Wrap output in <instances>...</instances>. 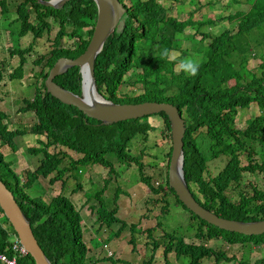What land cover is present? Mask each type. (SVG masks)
<instances>
[{
    "label": "trees",
    "instance_id": "16d2710c",
    "mask_svg": "<svg viewBox=\"0 0 264 264\" xmlns=\"http://www.w3.org/2000/svg\"><path fill=\"white\" fill-rule=\"evenodd\" d=\"M127 1L131 6L126 4ZM237 1L238 4L245 3L247 7V10H239L227 17L229 23L237 25V32L232 33L226 29L215 37L210 33L203 34L201 43L205 45L207 40L211 42L197 51L202 53L204 50V61L200 63L198 75L189 77L177 70L176 61L161 59L160 52L165 48L175 51L178 48L177 40L185 29L214 25L216 19L198 21L191 15L180 21L170 14L177 0H120L127 13L123 17V23L107 39L97 55L94 78L98 92L116 104L157 102L175 106L186 120L184 172L189 188L198 202L225 219L256 222L264 220V190L260 189L256 181H248L246 175L264 176V114L248 120L245 129L236 127V118L240 109L249 110L253 105L259 112H264V0ZM10 5L16 8L18 15L16 24L19 27L14 29V33L21 38H28L32 34L33 42L31 47L22 49L20 45H16L9 48L8 55L1 54L6 55L7 59L0 64V83L7 77L8 60H14L13 66L16 68L11 75L9 73L10 81H22L24 67L36 42L51 36L54 27L58 31L56 29L53 37V50L48 56H41L34 62L35 66L42 67V84H34V99H25L24 105L18 110L19 114L32 117L31 136H34L36 147H30L29 152L42 157L40 165L35 171L26 170L21 175L13 169L12 164L7 163L0 149V179L16 197L52 264H97L108 261L117 264L108 256L87 263L90 248L83 238V216L71 200L58 196L47 205L42 198H31L26 191L54 175L49 186L54 188L60 182L65 186L66 175L83 166L98 165L114 173L113 165L106 158L111 153L116 154L120 163L137 167L140 180L152 193L170 194L189 211L170 187L168 177L166 190L160 185L155 188L145 176L144 150L135 157L128 152L129 145L137 138L148 141V134L153 130L149 123L152 116L163 120L164 137L171 138L169 120L164 113H159L102 125L99 121L88 118L78 108L62 103L47 91L45 82L56 62L60 58L76 59L89 46L94 28L90 40L84 39L82 33L89 29V22L96 19L97 8L93 0H71L61 9L47 7L39 3V0H0V16L9 14ZM212 6L213 3L209 2L206 9ZM69 28H72L71 33L68 32ZM65 37L74 41L69 48L62 46ZM251 60L259 62L254 70L249 69ZM55 82L82 96L83 78L79 67L70 69ZM128 83L134 89L141 85L143 93L120 97L119 92ZM2 102L0 94V103ZM13 122L14 118L0 106V144L18 151L14 141L22 134L25 136L26 131L12 129ZM202 131L210 140L208 155L199 140ZM256 146L261 147L263 161L255 158L258 155ZM171 149L167 154L168 159ZM68 152L78 155L80 159L74 160ZM67 158L70 159V165L64 167ZM218 160L219 166L212 165ZM168 166L169 163L167 168ZM211 166H217L212 173ZM108 185L105 183L104 188H94V192L85 193L86 198L92 197L97 201L98 207L95 210L100 228L120 223L116 212L108 209L102 197ZM242 187L249 192L239 191L238 201L228 196L230 188L240 190ZM79 189L81 190V186ZM169 208L170 204L168 208H162V216L166 215ZM189 212L194 220L200 222L196 235L198 241L223 239L230 245L247 246L253 243L264 246V235L245 236L221 230L192 211ZM0 215L4 218L0 220V256L8 259L17 257L18 264H36L31 255L22 256L14 249L11 234L4 226L9 224V220L1 208ZM161 224L159 222L156 227ZM156 227L147 230L149 237H152L151 232ZM11 229L17 233L12 225ZM132 230L136 232V227L132 226ZM165 240L163 245L166 264H171L167 258L171 253H175L178 258L191 257L189 264H203L205 259L213 257L219 264L235 260L204 244L188 243L182 235L165 233ZM153 245L158 248L160 243L153 241ZM151 263L152 260H148L143 264ZM0 264L4 262L0 261ZM254 264H264V259Z\"/></svg>",
    "mask_w": 264,
    "mask_h": 264
},
{
    "label": "rangeland",
    "instance_id": "374dc122",
    "mask_svg": "<svg viewBox=\"0 0 264 264\" xmlns=\"http://www.w3.org/2000/svg\"><path fill=\"white\" fill-rule=\"evenodd\" d=\"M177 1L170 14L177 17L180 21L187 19L191 15L198 21H206L210 18L216 19L214 25L211 24L201 29H198L200 27L197 26L185 29L177 40L178 48L174 52L180 54L179 59L191 57L199 63L204 61L203 56L205 54H203L204 50L201 51L202 53L197 51L211 42V40H207L205 45L201 43L203 34L210 33L215 37L226 29H229L232 33L237 32V25L231 22L229 23L227 17L235 14L239 10H247L245 3L238 4L237 0ZM209 2L213 3V6L210 9H206V4ZM126 4L131 6L129 1ZM166 5L169 6L170 4ZM9 10L8 15L0 16V64L7 59L6 55L1 54L8 55L9 48L20 45L24 49L31 47V42H33L32 34L28 38H21L14 33V29H18L19 27L16 24L18 20L17 10L13 5H10ZM95 22V20L90 21L89 29L83 30L82 37L84 39L90 40L93 28L95 30ZM54 29L51 36H46L36 42L32 50V55L29 56V61L24 67L22 81H10L9 73L11 75L16 68L13 66L14 60H8L6 63L7 77L0 83V94H2L3 99L0 106L6 114L14 118L11 128L26 131L25 136H19L16 139L18 151H13L0 144L1 151L8 163L12 164L13 169L21 175L26 170L35 171L39 167L42 157L30 154L29 148L36 147L34 136H31L32 132L30 130L32 127V117L30 115L19 114L18 110L24 105L25 99L34 98V84H42V67L35 66L34 62L39 60L41 56H48L53 50V37L56 29L58 31V28L54 27ZM68 32L71 33L72 28H69ZM73 42L65 37L62 41V46L69 48L71 44L73 45ZM176 62L178 63V60ZM258 65L259 62L251 60L249 69L254 70ZM142 93L143 89L141 85L137 89H134L128 83L123 86L119 95L120 97H124L126 94L134 96ZM260 114L262 116L264 112H259V109L254 105L249 110L240 109L236 118V127L245 129L248 125L247 121ZM149 123L153 127V130L148 134V141L145 142L139 137L129 145L128 150L133 157L141 155V150H144L145 155L143 161L145 165V176L150 179L155 188L158 185L166 188L167 164L169 163L167 154L169 149L172 148L171 138L164 137L163 120L160 117H150ZM199 140L205 154L208 155L211 144L203 131L200 132ZM256 148L258 155H255V158L263 161L261 147L256 146ZM68 153L74 160L80 159L78 155ZM106 158L114 166L115 173H109L108 169L98 165L83 166L73 171L72 174L66 175L67 177L64 179L65 186L60 182L54 188H51L49 182L55 177L54 175L49 180L36 184L32 190L26 191L31 198H42L43 203L47 205L58 196L66 197L73 202L76 210H79L83 216V238L90 248L86 259L87 263L108 256L112 257V260H115L117 264H143L148 260H152L151 264H166L163 245L166 242L165 233L182 235L188 243L197 242L198 245L204 244L207 247L213 248L217 253L223 252L228 258H235L232 262L222 261L220 264H254L263 261L264 246H257L253 243L247 246L243 244L230 245L223 239H214L210 242L196 240L200 222L194 220L192 213L184 209L174 196L170 194L165 195L163 192L152 193L140 180L137 167L120 163L117 157L111 153L107 154ZM244 164H246L245 161ZM69 165L70 159L67 158L64 167H69ZM212 165L219 166V160L215 161ZM217 166H211L210 172L212 173V170L216 169ZM218 168L221 169L222 167ZM246 177L248 181H256L260 189L264 190L263 175H256L254 177L248 173ZM105 183L109 185L105 195H102V197H104L108 209L116 212V217L120 219V223H115L112 227L100 228L95 210L98 207L97 201L92 197L86 198L85 193L90 194L96 188L102 189ZM91 185L93 186L91 187ZM80 186L81 190L79 189ZM239 191L249 192L245 187L240 188V190L230 188L228 196L234 201H238ZM169 204V211L165 216H162V208H168ZM0 220L2 221L4 218L0 217ZM159 222L162 224L156 227ZM124 224L125 227L123 226ZM132 226L136 227V232L132 230ZM152 227L156 228L151 232L152 237H149L147 230ZM153 241L160 243V246L156 248L153 245ZM109 252L113 256H110L111 254ZM167 258L171 264L191 263V257L178 258L175 253L169 254ZM97 264H114V262L108 261ZM203 264L219 263L213 257L212 259H205Z\"/></svg>",
    "mask_w": 264,
    "mask_h": 264
},
{
    "label": "water",
    "instance_id": "95a60500",
    "mask_svg": "<svg viewBox=\"0 0 264 264\" xmlns=\"http://www.w3.org/2000/svg\"><path fill=\"white\" fill-rule=\"evenodd\" d=\"M71 0H39V3L61 9ZM96 3L97 15L95 30L86 51L76 59L60 58L50 70L46 80L47 91L62 103L78 108L88 118L99 121L102 125H112L128 120H136L159 113H164L170 123L172 150L169 161V183L179 200L208 224L221 230L239 233L245 236L264 235V220L256 222H239L225 219L205 208L194 196L185 178L184 172V138L187 131L186 120L178 109L169 103L145 102L140 104H116L98 92L94 78V64L107 39L123 23L127 13L120 0H93ZM79 67L83 78V93L78 96L63 87L55 80L70 69ZM96 97V98H95ZM0 208L10 223L19 233L21 244L33 257L36 264H52L46 256L34 234L30 222L23 214L16 197L0 180Z\"/></svg>",
    "mask_w": 264,
    "mask_h": 264
},
{
    "label": "clouds",
    "instance_id": "9594fccd",
    "mask_svg": "<svg viewBox=\"0 0 264 264\" xmlns=\"http://www.w3.org/2000/svg\"><path fill=\"white\" fill-rule=\"evenodd\" d=\"M1 1H8L9 0H1ZM179 56L180 54L178 52H174V51H170L169 49L165 48L163 49L161 52H160V57L161 59H170V60H173V61H176L178 60V63L176 65L177 67V70L178 71H181L183 73H185L187 76L189 77H195L198 75L199 73V69H200V63L194 59H192L191 57H185L183 59H179ZM46 83V82H45ZM35 97V96H34ZM34 99V98H33ZM31 99V100H33ZM185 119V118H184ZM17 130V129H16ZM20 130V129H19ZM31 130V129H30ZM21 136H24L23 134ZM16 142V141H14ZM1 149V147H0ZM172 150V149H171ZM129 152V150H128ZM130 153V152H129ZM116 156V154H114ZM132 156V155H131ZM119 161V160H118ZM170 161V159H169ZM8 163V161H7ZM101 167V166H100ZM104 168V167H102ZM114 168V166H113ZM168 169H170V167L168 166ZM109 173H110V170L108 169ZM114 173H115V168H114ZM167 177L169 178V172H167ZM1 180V179H0ZM2 181V180H1ZM169 181V180H168ZM3 182V181H2ZM4 184V183H3ZM5 185V184H4ZM170 185V183H169ZM6 186V185H5ZM165 187L164 189L167 190V184H165ZM7 188V186H6ZM8 189V188H7ZM10 191V190H9ZM11 192V191H10ZM12 193V192H11ZM13 194V193H12ZM18 202V201H17ZM19 204V203H18ZM20 206V205H19ZM186 207V206H185ZM187 208V207H186ZM22 209V208H21ZM2 210V209H1ZM189 210V209H188ZM3 211V210H2ZM23 211V210H22ZM191 211V210H189ZM188 211V212H189ZM210 211V210H209ZM4 213V212H3ZM194 213V212H193ZM24 214V213H23ZM4 216L6 217V215L4 214ZM25 216V215H24ZM198 216V215H197ZM1 217V215H0ZM7 218V217H6ZM8 219V218H7ZM27 219V218H26ZM202 219V218H201ZM9 220V219H8ZM11 223L9 221V224H4V226L8 229L9 233L11 234V239L13 241V246H14V249H16L17 252H19L22 256H26L28 255L29 253L26 251V249L24 248V246L21 244V239H20V236H19V233L17 231L14 232L12 229H11ZM13 226V225H12ZM32 227V226H31ZM14 228V226H13ZM16 229V228H14ZM35 234V233H34ZM40 244V243H39ZM42 247V246H41ZM111 255L110 256H113V254L111 252H109ZM30 255V254H29ZM2 256V255H1ZM7 258V257H6ZM8 259V258H7ZM13 259H17V264H18V258L17 257H13L12 259H8V260H13ZM2 261V260H0ZM4 262V261H3ZM4 264H7L4 262Z\"/></svg>",
    "mask_w": 264,
    "mask_h": 264
},
{
    "label": "built area",
    "instance_id": "2783aa9c",
    "mask_svg": "<svg viewBox=\"0 0 264 264\" xmlns=\"http://www.w3.org/2000/svg\"><path fill=\"white\" fill-rule=\"evenodd\" d=\"M0 260L4 261L7 264H17V259L8 260L5 256H0Z\"/></svg>",
    "mask_w": 264,
    "mask_h": 264
},
{
    "label": "crops",
    "instance_id": "0c3cea01",
    "mask_svg": "<svg viewBox=\"0 0 264 264\" xmlns=\"http://www.w3.org/2000/svg\"><path fill=\"white\" fill-rule=\"evenodd\" d=\"M94 251H95V249H94ZM96 252V251H95Z\"/></svg>",
    "mask_w": 264,
    "mask_h": 264
},
{
    "label": "bare ground",
    "instance_id": "6f19581e",
    "mask_svg": "<svg viewBox=\"0 0 264 264\" xmlns=\"http://www.w3.org/2000/svg\"><path fill=\"white\" fill-rule=\"evenodd\" d=\"M96 98V97H95Z\"/></svg>",
    "mask_w": 264,
    "mask_h": 264
}]
</instances>
